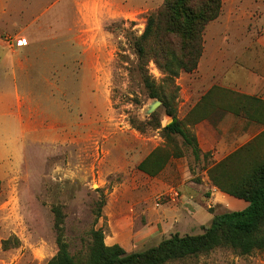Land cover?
I'll return each instance as SVG.
<instances>
[{
  "label": "rangeland",
  "instance_id": "obj_1",
  "mask_svg": "<svg viewBox=\"0 0 264 264\" xmlns=\"http://www.w3.org/2000/svg\"><path fill=\"white\" fill-rule=\"evenodd\" d=\"M78 1L0 0L5 10L0 25L31 23L19 40L24 46L35 41L25 50L41 57L43 65L38 92L29 96L40 115L21 122L17 96L26 97L24 87L12 78L8 63L0 64V264H46L57 251L53 206L61 208L69 251L77 254L86 251L93 227L103 230L106 244L136 251L173 233H201L215 214L245 205L215 189L207 168L264 131V106L259 121L245 126V141L237 135L242 123L230 117L215 127L226 134V144L206 151L200 144L205 147L210 130L194 124L218 118L222 109L209 107L208 115L194 123L186 116L213 85L254 92L249 95L264 101L255 84L264 76V43L258 41H264V0H243L240 7L235 0H224L223 11L205 27L199 67L174 80L176 116L196 136L201 153H207L198 159L180 137H162L160 128L172 117L130 71L137 60L131 38L142 33L147 15L162 0H113L123 4L113 18L105 0H92L97 13L87 11L84 26L76 25ZM17 35L0 32V57L10 55ZM225 39L228 46L222 47ZM95 71L100 79L93 77ZM147 71L160 83L163 75L151 60ZM189 87L206 91L188 110L184 101ZM212 92V98H220L219 90ZM226 97L231 99V93ZM154 100L160 101L153 110L158 128L149 119L153 111L147 112ZM157 147L166 150L168 160L151 176L137 165ZM167 264H264V250L240 255L216 248Z\"/></svg>",
  "mask_w": 264,
  "mask_h": 264
},
{
  "label": "trees",
  "instance_id": "obj_2",
  "mask_svg": "<svg viewBox=\"0 0 264 264\" xmlns=\"http://www.w3.org/2000/svg\"><path fill=\"white\" fill-rule=\"evenodd\" d=\"M222 5L223 0H162L160 6L147 15L142 33L131 38L137 60L130 71L138 75L149 97L160 99L165 114L172 117L160 128L162 137H180L182 144L191 148L195 159L202 153L196 136L176 116L172 101L178 87L174 80L181 72L197 69L204 50L205 27L220 15ZM150 60L163 75L160 83L148 74ZM215 89L220 91V98H212ZM227 93H231V99L226 97ZM261 105L264 106V101L252 95L213 85L186 118L194 123L208 115L209 107H219L236 116L259 121ZM149 119H155V127H160L156 111ZM130 122L142 130L140 123L133 119ZM206 155V152L202 154L204 158ZM167 160L166 150L157 147L138 163L137 168L152 176ZM207 174L218 190L244 200L246 205L215 214L201 233H173L136 251H126L118 243L106 244L103 230L93 227L89 230L86 251L77 254L69 251L61 208L53 206L57 251L46 264H167L216 248H227L240 255L264 250V131L211 164ZM95 216L96 219L100 216V206L96 208Z\"/></svg>",
  "mask_w": 264,
  "mask_h": 264
},
{
  "label": "crops",
  "instance_id": "obj_3",
  "mask_svg": "<svg viewBox=\"0 0 264 264\" xmlns=\"http://www.w3.org/2000/svg\"><path fill=\"white\" fill-rule=\"evenodd\" d=\"M110 1H112V3H110L109 0H105L104 5L109 10H111L112 6L115 7V9H113L111 12L109 10H107V12H106L107 15H109L108 17L113 18V17H116V15H117L116 14L117 8L119 6H123V4L121 5V4H119L113 0H110ZM235 1L237 4V7H240L243 4V0H235ZM92 2H93L92 0H80L77 2V4H78L77 11L79 14L78 15L79 17H78L77 22H76L77 26H84L87 23V20L89 19L88 18L89 16L86 14L87 11H89V12L91 11V13L94 12V13H92V15L95 14V12L97 13V11H95V9L93 8L94 3L92 4ZM128 7H132V6H128ZM223 7H224V0H223V5H222V11H223ZM93 9H94V11H93ZM22 12L23 11H21V13ZM4 13H5V10L3 9V4H1L0 5V15L4 14ZM35 20H36V18H32L31 22L33 23ZM30 24L31 23H27L26 25H24L23 27H20V28H19V26H16V24H14L12 26L0 25V32L12 33V32L18 31V35L15 37L16 38L15 40H17V39L22 37L21 32H23L24 29H26L28 26H30ZM73 41L75 42L74 39H73ZM258 41H259V43H262V44L264 43V41L262 39H260ZM29 44H31V46H34L35 41H34V43L30 42ZM29 44H26L25 46L27 47V45H29ZM72 45H74V44H72ZM25 46L23 44V45L14 47L13 44H11V46H9L10 47L9 48L10 55L8 57H3V58L0 57V64H2V63L7 64L8 63L7 69L9 70L10 75L12 76L13 79H15V80L18 79L21 87L23 86L24 90H25L24 94H26V97L24 95H22V97H20V98H19V96H17V98L19 100V104H18L19 114H18V116H19V120L21 122L23 119H25L28 122L31 120L34 121L37 119L36 116H38V114L40 115V112L37 111V107L34 106L35 105L34 100L29 96L36 94L38 92V90H37V79L40 80L42 78V75H43V72H42L43 71V65L41 62L42 58L38 57L35 54L34 55L31 54L30 50L26 51ZM225 46H228V44H226V39H225V43H224V45H222V47H225ZM71 60H72V62H74L73 58ZM199 64H198V67H199ZM50 66H51V64H50ZM4 68H6V65L4 66ZM0 69H1V66H0ZM104 72L105 71H103V73ZM93 73H94V75H93L94 78H99V79L101 78L99 71H95ZM48 76H49V74H48ZM44 77L47 78V76H44ZM255 84H256L258 90H260L258 92L264 93V76H262L261 78H257L255 81ZM233 89H235L236 91L246 93V94H256L254 92L242 91L241 89H239L237 87H233ZM14 91L16 92L15 93L16 95H19L18 91H17V85H15ZM39 92H40V90H39ZM50 92H52V90H50ZM187 93L188 94L186 95V99H185L184 103L185 104L188 103L187 104L188 108H186V109L189 110L203 93H199V91L193 87H191V88L189 87L187 90ZM193 98H196V100L191 104V102H189V101ZM220 111H222V112H220L218 118H216L218 116L216 114V117H213L210 119H208L209 118L208 117V118L203 119V120L199 121L198 123L194 124V128L199 127V126H203V127H206L207 129L210 130L209 131L211 133L210 139L206 140L205 147L203 146V144H200V146H202L204 151H206L207 149H209V147H211L213 145H215L216 147H218L220 149L226 144V142H227L226 134L224 132L220 133L217 129H215V127L224 126L225 125L224 121L230 117L235 118V119H239L240 123H242V125H241L242 128L238 132L237 135L239 136V138H240V136H243L240 139H243L244 141L247 139V138H244V136H248V135H246V131L244 130V128L246 125H248V126L252 125V123L249 122V120L244 118V117L236 116L229 111L225 112L224 109H222ZM213 119H216V121L213 122ZM196 135L199 139L198 131H196ZM199 143H201L200 139H199ZM215 189H217V188L215 187ZM240 202H243V201H240ZM243 203H245V205H246L245 201Z\"/></svg>",
  "mask_w": 264,
  "mask_h": 264
},
{
  "label": "water",
  "instance_id": "obj_4",
  "mask_svg": "<svg viewBox=\"0 0 264 264\" xmlns=\"http://www.w3.org/2000/svg\"><path fill=\"white\" fill-rule=\"evenodd\" d=\"M160 104V101L159 100H154L153 102H151L149 105H148V108H147V112L148 113H151L155 108L156 106ZM172 120V119H171ZM170 120V121H171ZM169 123V122H168Z\"/></svg>",
  "mask_w": 264,
  "mask_h": 264
},
{
  "label": "built area",
  "instance_id": "obj_5",
  "mask_svg": "<svg viewBox=\"0 0 264 264\" xmlns=\"http://www.w3.org/2000/svg\"><path fill=\"white\" fill-rule=\"evenodd\" d=\"M15 44H16V46H20V45H22V42H21V40L17 39V40H15Z\"/></svg>",
  "mask_w": 264,
  "mask_h": 264
}]
</instances>
